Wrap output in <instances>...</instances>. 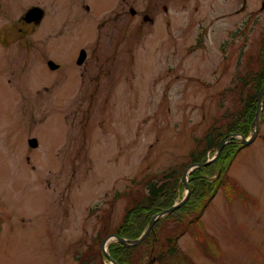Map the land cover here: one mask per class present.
Wrapping results in <instances>:
<instances>
[{
    "label": "rangeland",
    "instance_id": "rangeland-1",
    "mask_svg": "<svg viewBox=\"0 0 264 264\" xmlns=\"http://www.w3.org/2000/svg\"><path fill=\"white\" fill-rule=\"evenodd\" d=\"M29 1L17 0L22 6ZM84 1L90 12L76 0H31L48 17L27 54L23 38L1 17L2 42L11 48H0V264H118L110 246L120 244L112 236L121 235L128 210L141 211L135 205L143 203L152 220L171 208L163 199L185 200L179 175L214 158L206 135L212 129L226 134L227 120L242 112L240 99L254 91L261 70L264 0H247L245 9L243 0L156 1L153 15L143 11L148 0H128L153 18L144 28L143 15L127 10L114 16V7L98 12L97 1ZM40 35L50 48L57 47V35L63 38V48L47 55L65 70L72 60L77 68L75 51L89 48L88 76L72 66L49 71L35 45ZM67 79L77 87L66 86ZM263 136L264 123L229 170L249 197L232 194L230 203L219 190L201 218L218 241V256L206 258L197 235L180 239L196 264H264ZM30 139L39 148L31 149ZM204 168L210 173L215 165ZM194 171L187 203L194 202ZM170 172L164 193L152 196L147 182L166 185L161 177ZM181 210L182 216H164L146 233L150 220L140 237L127 240L146 233L143 244L158 223L160 236H167L189 211Z\"/></svg>",
    "mask_w": 264,
    "mask_h": 264
},
{
    "label": "trees",
    "instance_id": "trees-1",
    "mask_svg": "<svg viewBox=\"0 0 264 264\" xmlns=\"http://www.w3.org/2000/svg\"><path fill=\"white\" fill-rule=\"evenodd\" d=\"M259 54V57H261V70L255 76L257 80L254 91L247 97L242 96L240 99V103L243 105L242 112L231 116L230 120H227L228 123L224 127L227 130L225 135L220 134L218 129H212L204 139L206 142L211 143L213 148L218 147L221 140L226 136L240 134L244 137H248L250 134L251 125L255 119L257 109L256 98L260 89L264 85V41L261 49L259 50ZM242 81H244V84L246 85L245 88L249 86V81H246L245 79H242ZM241 149L242 145L238 142V140L234 139L224 147L219 162L208 166L209 169L215 165V168L210 173L206 170L207 168L195 170L193 172L194 174L190 176L193 180V183L190 182V192L195 195L193 199L194 202L189 201L182 206L189 211L184 215V220L177 218L173 222V231L170 230L168 235L165 237L160 236V232H162V224L159 225L160 223H158L155 225V230H153V233L147 237L143 244L139 246L126 248L121 244L111 245L110 248L112 258L115 259L118 264H145L154 258H156V262L159 264H195L190 257H188L178 248V241L183 235H186L187 233L201 236V239L197 236L196 238H198L197 241L200 244L199 246L204 255L209 254L212 255V257H217L219 253V244L215 237L205 232V229H203L201 225V217L219 190H222L225 193L227 201L232 197V194L236 193H242L244 196H248L238 181L229 175V167L231 162L236 156L237 152H239ZM199 162L200 161H197L194 164H201ZM221 168L223 170L220 179H214V176ZM184 172L185 169L182 171V175H179L181 179ZM161 178L167 182L166 185H160V183L157 185L153 182V180H151L152 183L150 184L147 182V188L151 189L152 196L162 195L164 193V189L169 185V181H172L173 179L171 172ZM146 200L149 202L148 198H146ZM162 202L169 206V208L174 205L170 201H166L164 199ZM228 202L231 203L232 201ZM129 207L132 208V205ZM135 207L140 208L141 211L133 210L134 212H131L128 210V218H126V221L118 229L121 234L120 237L122 238L127 239L126 236L129 238V234L139 236L141 233L142 235L152 216H154L153 211L150 210L147 205L144 207L143 203L136 202ZM181 208L175 211L173 215L176 214L177 216H182L183 212ZM102 222L104 226L105 221L102 220ZM157 240H159V242H156ZM136 253L137 255L135 256ZM79 264H81L80 261Z\"/></svg>",
    "mask_w": 264,
    "mask_h": 264
},
{
    "label": "flooded vegetation",
    "instance_id": "flooded-vegetation-1",
    "mask_svg": "<svg viewBox=\"0 0 264 264\" xmlns=\"http://www.w3.org/2000/svg\"><path fill=\"white\" fill-rule=\"evenodd\" d=\"M95 1H97V4L100 5L98 12H100V10L104 11L105 7H109V8L114 7L111 10V11H113L114 16H117L118 14L126 15L127 10H129L130 15L133 17H140L143 15L144 23H143V25L140 26V28H144L146 25L154 23L153 18H151L150 15H148V13L153 15L154 12L157 10V6L153 5L154 2H156V1L157 2H171L173 0H148L149 5L146 7V9L143 10V11L148 12L145 14H138L137 11L132 6L130 8L128 6V0H91V2H95ZM104 1H106V2L111 1V2H109L107 5H105V4L103 5L102 3ZM79 2L82 5L86 3L84 0H76L78 7H79V4H78ZM88 2H89V4L91 3L90 1H88ZM246 2H247V0H243L244 6L242 7V9H245ZM83 7H85V10L88 12H90L92 10V7L88 4L83 5ZM163 8H164L166 14L168 15V13H169L168 8L164 7V6H163ZM34 9L41 10V15L39 18L29 22L26 20V18H32V16H30V13ZM132 11H134V13ZM159 11H160V7H159ZM1 17H3L7 21L6 23L12 24L14 26V29L17 30L19 37L23 38L22 40H24V42H25L24 43L25 45L23 48L27 54L28 51L32 50L31 42L34 39L36 40L35 36L37 35V32L39 31L38 29H40L44 20L48 17V14L42 5H40V4H33L32 5L31 0L27 3L26 6H22V5L18 4L17 0H0V21H1ZM168 24H169V22H168ZM54 30H59V27L57 29L55 28ZM1 32H2V30L0 27V48H3L4 50H10V48H11L10 47V41L5 39L2 42ZM47 34H49V32H47ZM57 36H58L57 39H59L57 42V47H51L50 48L47 44V40L45 39L46 36H44V35H40V38H41L40 40L42 42L35 44L36 46L40 47L39 49L42 52L43 60L46 61V66H47L48 70L51 71L52 73L59 72L60 70H63L66 72L68 69H70V67L74 63L72 60L70 65L68 66V68H66L67 70H65L64 68L63 69L61 68L60 64L56 60H54L51 57L49 58V56L47 55V53L48 54L51 53L54 48L55 49H62L63 48V45H62L63 38L59 35H57ZM46 47L50 48L51 51H46L45 53H43L42 49L45 50ZM81 50H82V48H79L78 51H75V53L77 52V55H78V53L80 54ZM84 51L86 52V58L81 65L77 63V56L75 59V66L77 65V68L80 69L79 72H80L81 78H85L88 76L87 75V67H88L89 62L91 61L90 57L93 55V52L89 48H86V50H84ZM49 63H52V64L55 63L56 67L54 69L50 68ZM77 68L75 67L74 69H77ZM63 74L64 73H62V75ZM69 80L70 79H67V82H65V83H67L66 86L69 85L70 88H76L77 87L76 84L78 83V81L77 80L69 81ZM28 160H29V157H28Z\"/></svg>",
    "mask_w": 264,
    "mask_h": 264
},
{
    "label": "water",
    "instance_id": "water-1",
    "mask_svg": "<svg viewBox=\"0 0 264 264\" xmlns=\"http://www.w3.org/2000/svg\"><path fill=\"white\" fill-rule=\"evenodd\" d=\"M38 11V12H37ZM134 13V12H133ZM30 15L32 16V18H26L27 21L31 22L37 18L40 17L41 15V10H38V9H34L31 11ZM147 18V17H146ZM148 19V18H147ZM146 19V20H147ZM85 52L82 51L81 55H80V58H79V61H78V64H82L84 59H85ZM56 65L50 63V68H55ZM264 98V86L261 88L258 96H257V111H256V115H255V120L252 124V127H251V133H250V136L248 139H245L243 136H241V142L243 144V146H249L250 144H252L258 134H259V131H260V127H261V116H262V100ZM235 136L231 135L229 138L228 137H225L219 144V146L216 148V154H215V157L213 159H211L209 162L205 163V164H200V165H191L189 166L187 169H186V172L184 174V185L186 186V189H187V193H186V198L185 200H183V202L179 205H175L173 206L172 208L168 209V210H165L163 211L162 213L158 214L155 218H153L151 220V222L149 223L148 227H147V230H146V233L149 232L151 230V228L154 226V224L156 223V221H159L162 217L164 216H167V215H171L173 212H175L182 204L186 203V200L188 199L189 197V185H188V174L190 171H193V170H197V169H203L205 166H209L210 164H212L213 162H217L220 158V154H221V151L222 149L224 148V146L230 142L232 139H234ZM31 146L32 147H37L38 146V143L36 140H32L30 142ZM146 233L143 237H141V239L139 240H135V241H131V240H127V239H124V238H121L119 235H113L112 237L114 238V240L122 245H124L125 247H130V246H136V245H139L142 240L145 239L146 237ZM107 257L110 259V256L107 254ZM111 262H114V261H111ZM114 264H116L114 262ZM149 264H152V262H150Z\"/></svg>",
    "mask_w": 264,
    "mask_h": 264
}]
</instances>
